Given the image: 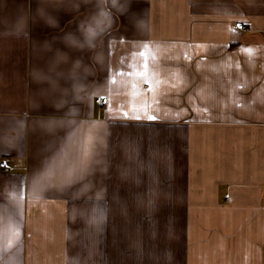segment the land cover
<instances>
[{"label": "crops", "instance_id": "crops-1", "mask_svg": "<svg viewBox=\"0 0 264 264\" xmlns=\"http://www.w3.org/2000/svg\"><path fill=\"white\" fill-rule=\"evenodd\" d=\"M1 161L0 264H264V0H0Z\"/></svg>", "mask_w": 264, "mask_h": 264}, {"label": "built area", "instance_id": "built-area-1", "mask_svg": "<svg viewBox=\"0 0 264 264\" xmlns=\"http://www.w3.org/2000/svg\"><path fill=\"white\" fill-rule=\"evenodd\" d=\"M236 28L242 30L244 28V26H243L242 23H237L236 24ZM96 103L99 104V105H105L107 103V99H105V98L104 99H97ZM0 167L5 172H12L14 170L13 167L10 166L6 161H1Z\"/></svg>", "mask_w": 264, "mask_h": 264}, {"label": "snow or ice", "instance_id": "snow-or-ice-1", "mask_svg": "<svg viewBox=\"0 0 264 264\" xmlns=\"http://www.w3.org/2000/svg\"><path fill=\"white\" fill-rule=\"evenodd\" d=\"M0 234H2V229H0Z\"/></svg>", "mask_w": 264, "mask_h": 264}]
</instances>
